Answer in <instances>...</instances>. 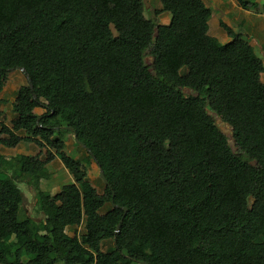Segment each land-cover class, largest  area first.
I'll list each match as a JSON object with an SVG mask.
<instances>
[{
  "label": "trees",
  "instance_id": "1",
  "mask_svg": "<svg viewBox=\"0 0 264 264\" xmlns=\"http://www.w3.org/2000/svg\"><path fill=\"white\" fill-rule=\"evenodd\" d=\"M143 12L141 0H0V90L10 71L27 80L0 145L46 149L19 167L0 157V264H264L263 64L223 24L230 42L208 35L202 0H160L166 26ZM61 133L88 157L67 156ZM54 157L71 181L51 195L40 182Z\"/></svg>",
  "mask_w": 264,
  "mask_h": 264
},
{
  "label": "crops",
  "instance_id": "2",
  "mask_svg": "<svg viewBox=\"0 0 264 264\" xmlns=\"http://www.w3.org/2000/svg\"><path fill=\"white\" fill-rule=\"evenodd\" d=\"M144 5L143 15L147 19L155 20L157 25L166 26L170 22V16L168 13H161L157 17L154 16V11L160 9V0H141ZM202 3L206 8L211 11L210 19L207 22L208 25V35L214 38L219 45L226 44L231 41V36L228 35L225 28H228L232 34H241L242 25L240 22V17L247 19L250 23V26L253 28L250 35H247L245 38H242L252 47L254 51V46L257 45L255 40V36L258 37L262 32H264V9L263 10H252L253 7H257V5H261L264 2L261 0H202ZM244 23V20H242ZM222 24L224 26H222ZM258 58V57H257ZM260 59V58H259ZM261 60V59H260ZM16 74L21 75L20 81H17ZM264 71L260 75V80L262 82V75ZM27 84L26 77L23 72L20 70H13L7 74L6 80L0 90V125H4L9 127L11 121L15 118V114L12 111V105L15 101L16 94L21 87L26 86ZM263 83V82H262ZM264 84V83H263ZM36 115H42L44 110L41 108H36L34 110ZM59 136V135H58ZM72 138H69L65 134H60L59 138L63 139L64 143V153L72 159L81 160L83 158H87L88 154L80 147L75 139L74 135H71ZM67 137V138H65ZM77 143V144H76ZM72 144H76L78 146L79 155L71 157L70 155L74 152L69 151L67 146ZM74 145L71 147L73 148ZM76 150V149H75ZM85 154L82 156V154ZM31 156H39L41 159H45L46 157V149L40 148L32 141H23L20 142L17 146L13 148L5 147L0 145V157L5 158L7 161H12L17 159L19 161L17 167H19L22 163L26 161L28 157ZM47 168H53L55 171H62V174L67 175L68 183L71 181V177L68 174L67 170L64 168L63 164L59 160L58 157H54L48 164ZM50 169H48L49 171ZM99 172V169L95 162L91 161L87 165V178L89 179V173H95V171ZM46 179V178H44ZM42 182V181H41ZM40 182V184H41ZM91 183V181H90ZM92 184V183H91ZM93 185V184H92ZM50 187V186H49ZM60 187V186H59ZM56 186H51V195L59 192L60 188ZM48 192V191H47ZM83 231V225L80 226H72L67 227L65 229L66 235L69 237H73L77 235L79 232ZM112 246V241L107 240L102 242L101 251L107 252ZM107 248V249H106ZM102 249H106L103 251ZM63 264V263H58Z\"/></svg>",
  "mask_w": 264,
  "mask_h": 264
},
{
  "label": "rangeland",
  "instance_id": "3",
  "mask_svg": "<svg viewBox=\"0 0 264 264\" xmlns=\"http://www.w3.org/2000/svg\"><path fill=\"white\" fill-rule=\"evenodd\" d=\"M261 2H264V0H261ZM263 10L264 9V3H262L261 5H257V7H253L252 10ZM242 20H244V23L242 22ZM242 27L240 28L241 29V33L243 35V38H245L247 35H250L251 31H252V27L250 26V23L247 21V19H244L243 17H240V22H239ZM255 40L257 42V45L254 46V53L255 55L261 59V62L263 64V68H264V32H262L258 37L255 36ZM20 76L19 74H16V78H17V81L19 82L21 79H20ZM262 77V82L264 83V74L261 76ZM26 83H24L25 85ZM27 86V84H26ZM215 120V123L216 125L218 126V128L225 134V135H230V128L224 124L220 118H214ZM62 134H65V133H62ZM67 135L69 138H72L71 134H65ZM67 138V137H65ZM73 139V138H72ZM231 141V140H230ZM72 145L73 148L71 147ZM70 146H67V149L69 151H73L74 149V152L70 155L71 157H74V156H78L79 155V150L80 148H78V146L76 144H72ZM78 148V149H77ZM76 149V150H75ZM85 154L83 153L82 156H84ZM50 169L49 170V173H48V176H46V179H42V182L40 184V187L45 190V191H48L49 194L51 193V189L50 187L51 186H56V187H62L63 185L67 184L68 183V179H67V175L65 174H62V171H55L53 168H48ZM88 175V174H87ZM89 179L91 181V183L93 184V186L96 188V190L98 191L99 194H102V191H103V184H102V181L100 180V177H99V172L98 170L95 171V173H89ZM18 188L22 191V193H24V195L28 198V200H30V194H29V191H28V188L22 184V183H18L17 184ZM50 186V187H49ZM59 187V188H60ZM108 209V207H106L105 209H103L101 212H105L106 210ZM25 217L24 213L23 212H19L18 214V219L19 220H23V218ZM34 233H37L36 230H34ZM107 249V248H106ZM106 249H102L103 251H106Z\"/></svg>",
  "mask_w": 264,
  "mask_h": 264
},
{
  "label": "water",
  "instance_id": "4",
  "mask_svg": "<svg viewBox=\"0 0 264 264\" xmlns=\"http://www.w3.org/2000/svg\"><path fill=\"white\" fill-rule=\"evenodd\" d=\"M21 72H23V69L22 68H20L19 69ZM67 129H69V128H67ZM70 130V129H69ZM74 139H75V141H76V137H75V135H74ZM78 143V142H77ZM100 178L104 181V183H106V180H105V178H104V176L102 175V174H100ZM113 207H115V208H119L118 206H114L113 205ZM123 209V211H124V216H125V213H126V208H122ZM122 221V220H121ZM121 221L119 222V224L117 225V227H116V232H118L119 231V228H120V224H121ZM140 264H146V263H140Z\"/></svg>",
  "mask_w": 264,
  "mask_h": 264
}]
</instances>
